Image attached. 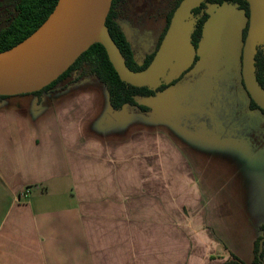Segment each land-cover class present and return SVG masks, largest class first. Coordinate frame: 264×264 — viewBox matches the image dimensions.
Wrapping results in <instances>:
<instances>
[{"label": "crops", "instance_id": "obj_1", "mask_svg": "<svg viewBox=\"0 0 264 264\" xmlns=\"http://www.w3.org/2000/svg\"><path fill=\"white\" fill-rule=\"evenodd\" d=\"M80 83L0 99V264H251L264 115L248 102L227 128L165 143Z\"/></svg>", "mask_w": 264, "mask_h": 264}, {"label": "rangeland", "instance_id": "obj_2", "mask_svg": "<svg viewBox=\"0 0 264 264\" xmlns=\"http://www.w3.org/2000/svg\"><path fill=\"white\" fill-rule=\"evenodd\" d=\"M176 1L124 0L122 3L119 24L139 62L155 51L166 25L167 14ZM203 12L207 15V20L203 26L199 48L195 51L197 60L194 65L189 66L193 65V69L180 82L155 97L137 98V103L147 106L148 112L125 107L115 114L119 122L130 120L135 134L141 133L140 127L154 128L157 122V126L165 131V143L178 144V131L204 134L206 127L209 130L227 128L233 124L229 120L230 115L235 113L237 116L246 110L249 99L240 84V72L244 44L242 35L247 19L241 10L229 4H206ZM13 15L12 12L0 14V28ZM193 24L194 19H190L183 26L174 60L178 59L181 48L188 42ZM176 78H170L167 72L160 83L167 84ZM91 81L98 82L94 77L87 76L66 85L65 90L79 86L80 82ZM219 116L222 119L214 118ZM133 138L136 140L139 136Z\"/></svg>", "mask_w": 264, "mask_h": 264}, {"label": "water", "instance_id": "obj_3", "mask_svg": "<svg viewBox=\"0 0 264 264\" xmlns=\"http://www.w3.org/2000/svg\"><path fill=\"white\" fill-rule=\"evenodd\" d=\"M205 0H182L150 64L133 72L105 31L112 0H58L43 25L17 46L0 53V96L32 94L61 76L91 45L100 44L119 79L129 85L155 89L167 74L178 77L193 63L195 50L188 42L178 50L183 26L192 10ZM248 27L241 53V77L249 97L264 109V90L254 76L256 46L264 41V0H245ZM171 79V80H172ZM260 241L259 252L263 249Z\"/></svg>", "mask_w": 264, "mask_h": 264}, {"label": "trees", "instance_id": "obj_4", "mask_svg": "<svg viewBox=\"0 0 264 264\" xmlns=\"http://www.w3.org/2000/svg\"><path fill=\"white\" fill-rule=\"evenodd\" d=\"M182 0H177L172 9L168 12L166 25L159 38L157 47L153 53L147 55L142 62L136 59L135 52L127 40L121 25L119 24L120 7L124 0H112L111 6L104 24L105 31L111 41L117 47L125 65L133 72L144 70L152 61L163 36L169 26L170 19ZM58 0H0V14L13 13L12 19L0 28V53L5 52L30 37L38 30L53 12ZM215 3L218 5L229 4L235 6L244 13L247 19L243 30L242 39H245L249 9L245 0H205L195 7L190 17L194 19L193 28L190 34V44L196 51L199 48L203 26L207 15L203 12L206 4ZM194 57V62L196 61ZM94 77L102 84L108 94L109 105L113 113H120L125 107L136 108L139 112H148V107L137 103V98H153L172 86V81L160 83L155 89L148 86L136 87L121 81L110 64L104 48L100 44L91 45L79 58L55 81L32 95L40 96L56 88L62 82L66 85L77 82L83 77ZM254 76L259 87L264 90V41L256 46L254 55ZM71 78V79H69ZM241 86L247 94L251 109H258L264 115V109L260 108L248 95L241 79ZM6 96H0V99ZM260 236L255 241L254 259L251 264H264V225L259 227ZM263 240V249L259 252L260 241ZM223 264H245L233 254L229 255Z\"/></svg>", "mask_w": 264, "mask_h": 264}, {"label": "flooded vegetation", "instance_id": "obj_5", "mask_svg": "<svg viewBox=\"0 0 264 264\" xmlns=\"http://www.w3.org/2000/svg\"><path fill=\"white\" fill-rule=\"evenodd\" d=\"M197 59V58H196ZM194 65V64H193ZM192 65V66H193ZM192 66L191 67H189V68H187L181 75H179L176 79H174L173 81H172V84L174 85V84H176V83H178V82H180L183 78H184V76L188 73V72H190L193 68H192ZM194 67V66H193ZM240 74H241V72H240ZM241 79H242V77H241ZM241 79H240V81H241ZM240 84H241V82H240ZM164 92V91H163ZM247 95V94H246ZM248 97V96H247ZM249 99V98H248ZM249 109H251L250 108V101H249ZM252 110H256V111H259L258 109H252ZM260 112V111H259Z\"/></svg>", "mask_w": 264, "mask_h": 264}]
</instances>
